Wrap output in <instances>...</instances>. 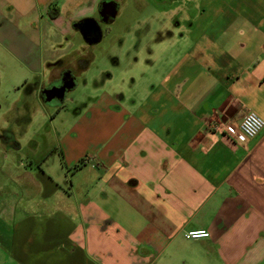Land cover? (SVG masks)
Masks as SVG:
<instances>
[{
	"label": "crops",
	"instance_id": "crops-1",
	"mask_svg": "<svg viewBox=\"0 0 264 264\" xmlns=\"http://www.w3.org/2000/svg\"><path fill=\"white\" fill-rule=\"evenodd\" d=\"M0 1L12 21L4 44L24 68L18 89L44 101L68 69L76 94L53 120L70 121L56 127L68 145L51 153L70 175L49 173V155L21 157L26 132L0 123L12 131L0 140L12 159L0 165V264H264V129L250 138L239 127L248 111L264 119V0H160L168 27L138 75L140 39L121 49L129 34L106 52L118 75L93 68L85 47L108 35L75 23L96 18L100 0ZM195 229L210 236L186 238Z\"/></svg>",
	"mask_w": 264,
	"mask_h": 264
},
{
	"label": "rangeland",
	"instance_id": "rangeland-1",
	"mask_svg": "<svg viewBox=\"0 0 264 264\" xmlns=\"http://www.w3.org/2000/svg\"><path fill=\"white\" fill-rule=\"evenodd\" d=\"M119 2V11L115 20L110 23L102 22L101 30L108 36H106L105 41L102 43L98 42L96 44H91L85 47V50L94 53L96 55L95 61L93 62V68L98 69L101 65L103 68L110 67L111 62L106 58V55L110 49L119 50V38L121 36L130 35L128 42L121 48L123 51L125 49L131 48L134 44L137 43V39H140V49L141 53L139 54V58L141 59L138 63V69L135 74L141 73L146 70L145 60L150 58V54L148 53V49L150 47L155 48L152 39V35L156 33L157 30H163L168 27L166 24V20L168 18L164 16L163 13L159 12L155 5H161L163 2L160 0H118ZM155 8H154V7ZM121 8V9H120ZM9 7L5 5L2 1H0V123L4 126L10 124L12 128L20 127L23 131L26 132L25 140L22 141L25 144V147L22 150L21 157L32 156V158H37L48 156V172L53 176L58 177L65 174H71L68 172L66 168L67 162L62 156L59 154H52V151H57L62 145H68V141L64 138L62 141H58L56 127L61 121L65 124H68L70 121L58 119L55 122L54 116L57 113L59 106L61 107V103L70 96H76V94L67 92L66 97L59 101L46 102L42 96L44 101H39L34 95H30L29 93L23 94V91H28L26 87H22L21 91L18 89V86L22 83V78L24 77V71L21 64L8 52L5 46V41L2 38L3 33L9 31L11 27L12 21L6 15L8 13ZM96 17H98L96 15ZM130 30V31H129ZM159 33L158 35H160ZM157 35V36H158ZM154 36V35H153ZM142 40V41H141ZM82 43V40L80 41ZM80 47L78 43V39L74 41V48ZM113 52V51H112ZM122 54V64L124 65L126 62L129 64V56H125ZM105 61H102L104 60ZM102 62L104 64H102ZM101 64V65H100ZM132 64V63H131ZM132 66V65H131ZM102 68V67H101ZM115 70L113 73L118 75L117 67H110ZM138 75V74H137ZM84 77L80 76L78 81L80 84L83 83ZM124 80L126 88H129V85L132 80L131 74L124 73L120 77V81ZM119 81V80H117ZM122 85V82H120ZM82 86L80 90H82ZM82 92V91H81ZM80 93V91H78ZM68 102V100H67ZM17 107V109H16ZM23 107H27L26 111H23ZM69 113L73 111V104L69 103ZM22 112V114L26 113L27 118L31 117V123L19 125L18 121L11 119L12 116H15V112ZM18 114V113H17ZM11 115V116H10ZM10 116V118H9ZM23 116V118H24ZM11 119V120H10ZM23 122V121H21ZM25 122V121H24ZM60 126V125H59ZM37 147V154L34 155V152H31V147ZM83 145L77 146L74 145L75 149L81 148ZM17 156V155H16ZM13 160L17 159L12 157ZM11 159L4 154L2 148H0V165L3 160ZM17 161V160H16ZM0 170L2 168L0 167Z\"/></svg>",
	"mask_w": 264,
	"mask_h": 264
},
{
	"label": "flooded vegetation",
	"instance_id": "flooded-vegetation-1",
	"mask_svg": "<svg viewBox=\"0 0 264 264\" xmlns=\"http://www.w3.org/2000/svg\"><path fill=\"white\" fill-rule=\"evenodd\" d=\"M108 5L114 6L118 9L119 2L118 0H100L99 3V9H98V17L96 18H87L80 22H78V28L81 29L85 36L87 38L92 39L91 37L96 36L97 34H101V23L106 22L110 23L114 18L111 17L110 13H107ZM72 81H75V75L71 73L68 69H65L59 78L57 79H51L48 81L46 85L42 87L41 96H43L44 100L46 102H52V101H59L60 99L55 95V92H59L58 89L71 84ZM55 90L54 93L52 90ZM69 89H67L66 93ZM52 92V93H51ZM52 97L51 100H49V97ZM59 99V100H58ZM12 131L7 130L5 134H0V140L7 141L8 136L10 135Z\"/></svg>",
	"mask_w": 264,
	"mask_h": 264
},
{
	"label": "built area",
	"instance_id": "built-area-1",
	"mask_svg": "<svg viewBox=\"0 0 264 264\" xmlns=\"http://www.w3.org/2000/svg\"><path fill=\"white\" fill-rule=\"evenodd\" d=\"M248 119V124L249 127L252 129L253 134H249L244 130V122ZM240 131L246 135L247 137L253 138L256 137L260 132L264 129V119L258 115L254 111H248L247 113L244 114L242 117V120L240 122ZM229 133V132H228ZM230 137H235L233 134L229 133ZM205 233L207 235H205ZM186 238L188 239H201V238H207L210 236V232L205 230V229H195V230H190L185 233Z\"/></svg>",
	"mask_w": 264,
	"mask_h": 264
},
{
	"label": "water",
	"instance_id": "water-1",
	"mask_svg": "<svg viewBox=\"0 0 264 264\" xmlns=\"http://www.w3.org/2000/svg\"><path fill=\"white\" fill-rule=\"evenodd\" d=\"M109 7H108V10L106 11L107 13H110V15H111V17L112 18H115L116 17V15H117V8H115L114 6H111V5H108ZM74 81H72V83L71 84H68V85H65V86H63V87H61V88H59L58 89V91L59 92H55V95L54 96H57L58 98H60L61 100H63L64 99V97H65V95H66V91H67V89H70V88H72L73 86H74ZM54 89L52 90V92L54 93ZM51 92V93H52ZM49 100H51L52 99V97L50 96L49 98H48Z\"/></svg>",
	"mask_w": 264,
	"mask_h": 264
},
{
	"label": "clouds",
	"instance_id": "clouds-1",
	"mask_svg": "<svg viewBox=\"0 0 264 264\" xmlns=\"http://www.w3.org/2000/svg\"><path fill=\"white\" fill-rule=\"evenodd\" d=\"M244 130H245L246 132H248L250 135L253 134L252 129L249 127L248 119H247V118H246V120H245V122H244ZM205 235H207V234L205 233Z\"/></svg>",
	"mask_w": 264,
	"mask_h": 264
},
{
	"label": "trees",
	"instance_id": "trees-1",
	"mask_svg": "<svg viewBox=\"0 0 264 264\" xmlns=\"http://www.w3.org/2000/svg\"><path fill=\"white\" fill-rule=\"evenodd\" d=\"M75 26L78 27V23H75Z\"/></svg>",
	"mask_w": 264,
	"mask_h": 264
}]
</instances>
